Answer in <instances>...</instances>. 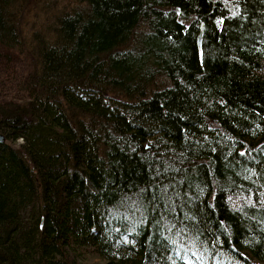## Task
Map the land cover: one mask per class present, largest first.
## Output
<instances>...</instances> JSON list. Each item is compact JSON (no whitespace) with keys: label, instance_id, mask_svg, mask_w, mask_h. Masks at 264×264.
Here are the masks:
<instances>
[{"label":"trees","instance_id":"1","mask_svg":"<svg viewBox=\"0 0 264 264\" xmlns=\"http://www.w3.org/2000/svg\"><path fill=\"white\" fill-rule=\"evenodd\" d=\"M68 1L0 0V264H264V0Z\"/></svg>","mask_w":264,"mask_h":264},{"label":"rangeland","instance_id":"2","mask_svg":"<svg viewBox=\"0 0 264 264\" xmlns=\"http://www.w3.org/2000/svg\"><path fill=\"white\" fill-rule=\"evenodd\" d=\"M71 6H73V4H71L68 0H39V2L33 5L32 7L34 10V12L32 13L33 15H29L27 17L28 20L24 25L26 35L32 36L36 28L46 29L48 24L50 26L53 25L54 14L62 12L64 9L71 10ZM19 52H9L5 49L0 48V65L2 63L0 68V75L2 76V78H4V81L9 80V74H13L16 78L19 79L28 72V60L24 56L23 52ZM5 68L6 70H4ZM4 85L5 86L0 90V95L6 97H13L19 95L15 87L16 84ZM96 261L99 262L98 259H95L93 262Z\"/></svg>","mask_w":264,"mask_h":264},{"label":"water","instance_id":"3","mask_svg":"<svg viewBox=\"0 0 264 264\" xmlns=\"http://www.w3.org/2000/svg\"><path fill=\"white\" fill-rule=\"evenodd\" d=\"M4 141H5V137L2 134H0V142H4Z\"/></svg>","mask_w":264,"mask_h":264},{"label":"bare ground","instance_id":"4","mask_svg":"<svg viewBox=\"0 0 264 264\" xmlns=\"http://www.w3.org/2000/svg\"><path fill=\"white\" fill-rule=\"evenodd\" d=\"M74 6V5H73ZM73 6H71V7H73Z\"/></svg>","mask_w":264,"mask_h":264}]
</instances>
